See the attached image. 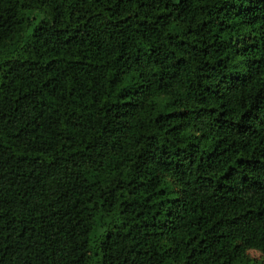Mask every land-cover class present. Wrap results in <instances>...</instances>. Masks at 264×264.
<instances>
[{
    "label": "trees",
    "instance_id": "trees-1",
    "mask_svg": "<svg viewBox=\"0 0 264 264\" xmlns=\"http://www.w3.org/2000/svg\"><path fill=\"white\" fill-rule=\"evenodd\" d=\"M0 264H264V0H0Z\"/></svg>",
    "mask_w": 264,
    "mask_h": 264
},
{
    "label": "rangeland",
    "instance_id": "rangeland-1",
    "mask_svg": "<svg viewBox=\"0 0 264 264\" xmlns=\"http://www.w3.org/2000/svg\"><path fill=\"white\" fill-rule=\"evenodd\" d=\"M173 1H177V0H173ZM250 255H251L252 257H257V256H258L257 253H253V252H251Z\"/></svg>",
    "mask_w": 264,
    "mask_h": 264
}]
</instances>
